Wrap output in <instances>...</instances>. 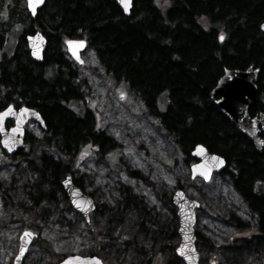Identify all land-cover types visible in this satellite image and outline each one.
Returning a JSON list of instances; mask_svg holds the SVG:
<instances>
[{
	"label": "trees",
	"instance_id": "16d2710c",
	"mask_svg": "<svg viewBox=\"0 0 264 264\" xmlns=\"http://www.w3.org/2000/svg\"><path fill=\"white\" fill-rule=\"evenodd\" d=\"M15 5V24L23 26L16 47L0 61V104L35 107L49 134L16 153L34 175L27 191L31 206L43 211L60 195L65 201L60 181L66 174L83 190L74 176L83 155L95 148L104 153L102 140L113 149L90 111L81 114L67 106L80 94L72 87L76 66L60 41L84 38L103 69L102 79L125 85L137 97L144 113L173 137L185 164L194 160L190 151L197 143L225 159L221 174L255 219L256 242L264 240V149L257 152L229 123L211 93L224 68L258 67L257 102L264 111V31L259 29L264 0H132L128 16L115 0H46L31 20L49 37L40 62L31 59L23 41L30 29L23 2ZM128 175L140 177L136 171ZM119 193L126 204L138 202L128 186ZM40 247L51 250L47 243Z\"/></svg>",
	"mask_w": 264,
	"mask_h": 264
},
{
	"label": "rangeland",
	"instance_id": "374dc122",
	"mask_svg": "<svg viewBox=\"0 0 264 264\" xmlns=\"http://www.w3.org/2000/svg\"><path fill=\"white\" fill-rule=\"evenodd\" d=\"M22 26L15 24L16 37ZM12 49L0 47V58ZM81 59L83 65L73 63L80 99L69 107L81 114L89 108L98 128L113 141V149L100 141L107 150L86 153L74 171L98 207L85 219L67 200L49 201L43 211L31 206L27 191L33 173L24 160L0 148V264H13L24 229L35 237L20 264H57L69 254H95L103 264H184L175 253L180 238L169 201L176 188L199 203L194 229L205 243L195 245L198 264H264V240L256 243L253 237L256 221L226 176L220 171L207 181L190 178V164L184 163L173 137L158 128V119L144 113L125 85L116 87L102 79L103 69L91 48L84 49ZM28 127L36 132L35 125ZM23 150L28 152V147ZM122 185L138 197L137 203L124 202ZM230 219L245 226L237 229Z\"/></svg>",
	"mask_w": 264,
	"mask_h": 264
},
{
	"label": "water",
	"instance_id": "95a60500",
	"mask_svg": "<svg viewBox=\"0 0 264 264\" xmlns=\"http://www.w3.org/2000/svg\"><path fill=\"white\" fill-rule=\"evenodd\" d=\"M44 1L42 0L41 3L35 5V12L37 8L43 5ZM115 3L124 15H129L132 0H129L128 11L124 10V5L121 3V0H115ZM26 7L31 15L34 16L35 13L28 7V0H26ZM261 25H264V22ZM261 29L264 30L262 27ZM68 40H83L84 45L83 47H77L76 45L70 46L66 43ZM26 42L31 59L37 62L41 61L42 53L45 49L44 36L40 32H36L33 35L26 36ZM64 46L70 57L79 65H82L83 61L80 57V52L86 47V40L83 38H68L64 41ZM34 52L36 55L33 54ZM258 73L259 68L253 66H248L244 69L224 68L222 74L217 78L215 85L211 89V93L215 96L213 104L217 110L239 133L244 135L252 143L257 152H261L264 149V143H260V141H264V113L257 110L256 80ZM250 107L256 111L254 116H250L248 113ZM8 108L9 105L5 106L0 110V113H5ZM21 109H27L28 111L22 112ZM33 113L38 114V117ZM8 119H12L14 124L6 129L4 123ZM29 119H34L42 124L39 113L35 109L25 105L19 106L17 109L12 106L11 112L0 117V147L7 154L14 155L17 150L23 147V126ZM13 129L19 130L13 131ZM260 130L263 133V137H260L258 134ZM197 146H201L203 151ZM190 155L194 158V162L189 165L190 178L202 177L207 181L211 173L220 172L226 166V161L221 155L210 152L202 143L195 144L190 151ZM213 156L220 157L223 163L219 160H213ZM205 174L207 175V179H205ZM61 186L71 207L85 219H88L89 213L95 208L93 199L73 183L70 175L63 177ZM171 201L176 209L177 233L180 238L175 248V253L184 264H198L199 254L195 248L194 230V210L198 206V202L187 197L181 188L173 191ZM26 232L30 233V235L26 236ZM34 237L35 234L31 230H22L18 236L17 252L13 264H20ZM178 249L180 251H177ZM97 261L99 264H103L98 255L84 256L69 254L57 264H96Z\"/></svg>",
	"mask_w": 264,
	"mask_h": 264
},
{
	"label": "flooded vegetation",
	"instance_id": "af4514ba",
	"mask_svg": "<svg viewBox=\"0 0 264 264\" xmlns=\"http://www.w3.org/2000/svg\"><path fill=\"white\" fill-rule=\"evenodd\" d=\"M20 2H23V5H24V8H25V13L28 15L29 19H30V29H29V32L27 33H24L23 34V41L25 43V47H27V42H26V36L28 35H33L35 34L36 32H40L44 38H45V48L48 47V39L49 37L47 36L46 33H44L40 28L37 27V25L31 21V20H34V18H36V16L38 15V13L40 12V10L42 9V7L44 6L46 0L44 1L43 5L39 8L36 9V12H35V15L32 16L31 13L27 10V7H26V0H20ZM16 6H15V0H0V24L2 25V30L0 31V47H16V43H17V38L19 35H21V32H22V29L20 30L18 36L16 37V29H15V17H16ZM123 13V12H122ZM264 22V21H263ZM261 22L259 24V29L261 31H264L261 29V24L263 23ZM52 33V32H51ZM67 39V38H66ZM63 42L64 40L60 41V46L63 47V50L65 51V54H66V58H68V61H70L71 63H76L77 65H79L75 60H73L70 55L67 53V51L65 50L64 48V45H63ZM45 50V49H44ZM84 50H82L80 52V57H81V53L83 52ZM43 54H44V51L42 53V59H43ZM3 55H1V58H2ZM1 58H0V61H1ZM42 61V60H41ZM74 61V62H73ZM40 62V61H39ZM43 80H45L47 82V77H43L42 78ZM74 79H72V87L75 88L76 85L74 84ZM257 85V84H256ZM55 89V87H53V90ZM77 89V94L80 92L79 89L76 87ZM74 95L71 99H74L76 96ZM257 94H258V88H257ZM256 94V98L258 99V95ZM2 97V96H1ZM10 99H13V96L12 94L10 95ZM77 100V99H76ZM75 100V101H76ZM73 102V101H68L67 103V106L70 110H73L72 108L69 107L70 103ZM7 105H12L15 109H17L19 106H22V105H25L27 107H30V108H33L35 109L41 119H42V124H40L39 122L35 121L34 119H29L26 124L23 126V146H32L33 144H37L38 142L40 141H43L44 139H46L47 137H49V134H47V126H46V123L41 115V113L33 106H28L26 104H15L13 102H10V101H7L5 103H2L0 104V110L2 108H4L5 106ZM87 111H90L91 110L89 108L86 109ZM85 110V111H86ZM257 110L261 111L264 113V111L259 107L258 105V102H257ZM74 111V110H73ZM255 109L250 107L248 109V113L250 116H254L255 114ZM92 115L94 116V114L92 113ZM95 117V116H94ZM14 124V121L12 119H8L5 121L4 123V127L6 129H8L9 127H11L12 125ZM29 124H32V125H35L36 126V132L39 133V135L36 134V132L34 134H32V129L28 127ZM259 127V126H258ZM259 136L260 137H263V133L261 132V130L259 131ZM21 149V148H20ZM18 151V150H17ZM17 153V152H16ZM16 153L14 155H11V156H16ZM67 175V174H66ZM71 175V174H70ZM71 178H73V175H71ZM63 179V177H62ZM61 179V180H62ZM60 184H61V181H60ZM61 189H62V186H61ZM62 193L64 194V192L62 191ZM92 199H93V203H94V210L98 207L97 205V202L95 201V199L90 195L88 194ZM62 195H60L58 197L57 200L55 201H58V202H64L62 201V198H61ZM65 196V194H64ZM66 198V196H65ZM67 200V198H66ZM54 201V200H53ZM68 201V200H67ZM170 203L172 204V201H171V197L169 199ZM199 206V205H198ZM197 206V208H198ZM195 208V210L197 209ZM92 210V211H94ZM91 211V212H92ZM90 212V213H91ZM89 213V214H90ZM254 219V218H253ZM195 220H196V215H195ZM230 222L233 226L237 227V229H240L242 227H244L245 225H242L241 227L239 225H237V223H239L240 221L238 220H235V219H230ZM241 224V222H240ZM195 225V223H194ZM256 234V233H255ZM253 237L255 238L256 240V235H253ZM242 239V238H241ZM263 241V240H262ZM197 243H200V244H203L205 243V241L203 240V238L199 235L198 231L195 230V245ZM257 243V242H256ZM215 256L216 255V252L213 254Z\"/></svg>",
	"mask_w": 264,
	"mask_h": 264
},
{
	"label": "snow or ice",
	"instance_id": "6c2138e0",
	"mask_svg": "<svg viewBox=\"0 0 264 264\" xmlns=\"http://www.w3.org/2000/svg\"><path fill=\"white\" fill-rule=\"evenodd\" d=\"M42 0H28V7L31 8L33 10V13H35V5L36 4H39L41 3ZM121 3L124 5V10L125 11H128V3H129V0H121ZM165 3H167V0H165ZM19 27V26H18ZM262 28H264V25H261ZM219 39L220 40H223L224 39V34L221 33L220 36H219ZM66 43L68 45H76L77 47H83L84 45V41L81 40V41H71V40H68L66 41ZM74 51V50H73ZM34 55H36V53L34 52L33 53ZM74 54H75V51H74ZM124 96V93H121V97L123 98ZM12 111V106L9 105V108L6 110L5 113H0V117H2L3 115H6L8 112H11ZM22 112H26L28 111L27 109H21ZM34 115H37L38 117V114L36 113H33ZM19 129H13V131H18ZM260 143H264V141H260ZM198 148H201V146H197ZM201 151H203V149L201 148ZM213 160H219L221 163H223V160L218 157V156H213L212 157ZM205 179H207V175L205 174ZM25 235H30V233L26 232ZM23 251V249H22ZM177 251H180L179 249ZM95 260V258H93ZM96 264H99V262L97 261Z\"/></svg>",
	"mask_w": 264,
	"mask_h": 264
},
{
	"label": "bare ground",
	"instance_id": "6f19581e",
	"mask_svg": "<svg viewBox=\"0 0 264 264\" xmlns=\"http://www.w3.org/2000/svg\"><path fill=\"white\" fill-rule=\"evenodd\" d=\"M71 161V160H70ZM70 163V162H69Z\"/></svg>",
	"mask_w": 264,
	"mask_h": 264
}]
</instances>
